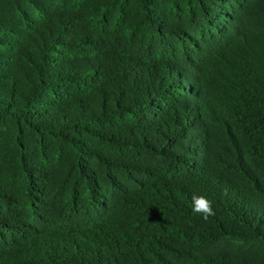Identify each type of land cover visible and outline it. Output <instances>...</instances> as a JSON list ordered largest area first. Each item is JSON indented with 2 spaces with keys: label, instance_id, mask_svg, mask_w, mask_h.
Returning a JSON list of instances; mask_svg holds the SVG:
<instances>
[{
  "label": "trees",
  "instance_id": "1",
  "mask_svg": "<svg viewBox=\"0 0 264 264\" xmlns=\"http://www.w3.org/2000/svg\"><path fill=\"white\" fill-rule=\"evenodd\" d=\"M0 264H264V0H0Z\"/></svg>",
  "mask_w": 264,
  "mask_h": 264
},
{
  "label": "clouds",
  "instance_id": "2",
  "mask_svg": "<svg viewBox=\"0 0 264 264\" xmlns=\"http://www.w3.org/2000/svg\"><path fill=\"white\" fill-rule=\"evenodd\" d=\"M192 203L193 211L200 213L205 220H207L210 215H214V211L211 207L212 202L205 196H197L193 194Z\"/></svg>",
  "mask_w": 264,
  "mask_h": 264
}]
</instances>
